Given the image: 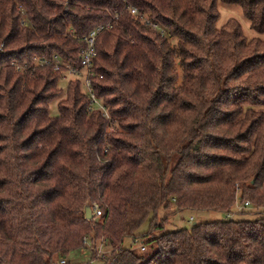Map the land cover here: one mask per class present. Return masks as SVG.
Here are the masks:
<instances>
[{"label":"trees","instance_id":"1","mask_svg":"<svg viewBox=\"0 0 264 264\" xmlns=\"http://www.w3.org/2000/svg\"><path fill=\"white\" fill-rule=\"evenodd\" d=\"M218 1L254 35L218 26ZM104 24L89 78L106 116L66 67L33 64L79 67ZM262 34L264 0H0V264H73L83 246L88 264H264ZM238 200L259 214L228 216ZM182 210L227 216L165 230Z\"/></svg>","mask_w":264,"mask_h":264},{"label":"rangeland","instance_id":"2","mask_svg":"<svg viewBox=\"0 0 264 264\" xmlns=\"http://www.w3.org/2000/svg\"><path fill=\"white\" fill-rule=\"evenodd\" d=\"M217 10L219 13V17L217 20L218 26L224 23L228 17H234L240 23L242 30L247 37L254 35V31H252L249 28L248 21L243 16L241 8L237 4H226V3H222L218 1ZM160 30L163 31L162 29ZM261 36H264V34H262ZM170 42L175 43V39L170 38ZM63 77L64 79L68 80L74 77V75L66 71ZM55 111H56V107L55 105H52L51 112L54 113ZM256 210H257L256 206L251 205L250 203L247 206H243V202L238 200V201H235L233 204L232 210L230 211L231 212L230 217L252 219V218H255L259 214L258 212H255ZM242 211H246V212L239 213ZM158 214H159L158 215L159 217H162L163 211L160 210ZM262 214L264 215V207H263ZM190 216L192 217L191 219H190ZM225 216L227 215L224 212L211 211V210L210 211L182 210L168 217V220L164 224L165 225L164 229L166 230V229H173V228H179V227L189 228L193 222H200V221L202 222V221H207V220L219 219ZM148 218L139 226L137 231H144L148 227V221H149ZM89 244L90 243L87 241L86 245H89ZM123 245L127 247L136 248L137 242L134 243L131 237H125L123 240ZM107 252H109V249L105 248L102 245V243L98 241L97 246H96V255L97 256L104 255V254H107ZM65 259L73 264H88V262L91 259L90 250L86 246L75 248L68 252V254L65 256ZM93 263L98 264V260L94 259Z\"/></svg>","mask_w":264,"mask_h":264},{"label":"built area","instance_id":"3","mask_svg":"<svg viewBox=\"0 0 264 264\" xmlns=\"http://www.w3.org/2000/svg\"><path fill=\"white\" fill-rule=\"evenodd\" d=\"M129 12L135 18L138 17L139 15H141L137 11V9L132 5L129 6ZM104 26L106 27V26H108V24L99 25V26L95 27L94 29H92L86 36H84L85 44L80 49L79 67L65 63L55 53H53L51 57L36 56L33 58V64L34 65L42 66V65H46V64H51L54 69H58L61 66L66 67L67 72H70L71 74L79 77L82 80L83 86H84V92H85V95L87 96L88 102H89V106H88L89 109L97 107V108L102 109V111H103V107L101 106L98 99L95 97V95L93 93L89 77H90V75L93 74V71L91 69V65H92L93 57L95 55V40H94L95 34L97 33L98 30L102 29ZM16 68L19 70H23V69L27 68V65L25 63L21 64V65H16ZM103 115L106 116V113L104 111H103ZM247 205H249V202L244 201L243 206H247ZM99 214H100L99 208L96 205H94L93 215L96 216ZM227 215L230 216L231 212H228ZM191 218L192 217L190 216V219ZM133 242L136 243L137 239H134ZM137 246L140 250L143 249V247L141 245H139L138 242H137ZM63 261H64V259L61 260V262H63Z\"/></svg>","mask_w":264,"mask_h":264},{"label":"water","instance_id":"4","mask_svg":"<svg viewBox=\"0 0 264 264\" xmlns=\"http://www.w3.org/2000/svg\"><path fill=\"white\" fill-rule=\"evenodd\" d=\"M83 214H84V217L87 218V219H94V220H97V217H95L93 215V212H92V208L91 206L89 205V203H85L84 206H83ZM195 222H193L192 224H194Z\"/></svg>","mask_w":264,"mask_h":264}]
</instances>
